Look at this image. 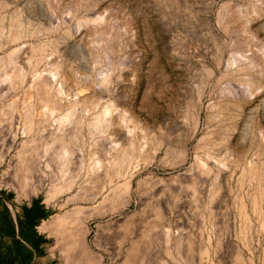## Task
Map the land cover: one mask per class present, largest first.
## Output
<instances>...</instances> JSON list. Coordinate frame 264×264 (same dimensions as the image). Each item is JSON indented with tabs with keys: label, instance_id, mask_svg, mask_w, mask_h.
Segmentation results:
<instances>
[{
	"label": "rangeland",
	"instance_id": "374dc122",
	"mask_svg": "<svg viewBox=\"0 0 264 264\" xmlns=\"http://www.w3.org/2000/svg\"><path fill=\"white\" fill-rule=\"evenodd\" d=\"M0 214V264H67L76 219L102 264H264V0H0Z\"/></svg>",
	"mask_w": 264,
	"mask_h": 264
},
{
	"label": "bare ground",
	"instance_id": "6f19581e",
	"mask_svg": "<svg viewBox=\"0 0 264 264\" xmlns=\"http://www.w3.org/2000/svg\"><path fill=\"white\" fill-rule=\"evenodd\" d=\"M256 11L254 10L253 13H255ZM257 13V12H256ZM255 13V14H256ZM244 14V15H243ZM250 14V15H249ZM226 15V14H225ZM230 18H229V22H233V21H237V19L241 20L242 18H244V22L246 24V21H248V23H251V16H252V13H243V12H232L230 14ZM244 16V17H243ZM91 23V22H90ZM243 26V25H242ZM96 29H93L92 28V31L93 33H96L97 35L98 34H103L106 32L105 30V27L102 26L100 28H97L95 27ZM99 37V36H98ZM23 48V47H22ZM18 52V50H17ZM16 51L15 52H12L10 55H9V58L8 59H5V63H10L12 65H15V69H13V73L11 75H8L7 72H1V78L3 79V84H8L10 86H14V85H18L19 83L23 82V80L25 79V73L23 72L22 68H19L17 65H16ZM6 56V55H5ZM3 62V61H2ZM2 64V63H1ZM229 64V63H228ZM11 65V67H12ZM230 65H231V69L233 68H237L238 67V63H237V59H234V57L231 59L230 61ZM229 65V66H230ZM6 66V65H5ZM228 66V65H227ZM243 66V65H242ZM3 67V66H2ZM229 68V67H228ZM5 69V67H4ZM8 70V68H6ZM52 69V68H51ZM229 70V69H228ZM4 71V70H3ZM53 73V72H52ZM52 77L55 79L56 77V74H52ZM42 77H39L37 80L39 81H42L41 80ZM2 83V82H1ZM46 85V86H45ZM44 87L46 88V93H48L47 95L49 97H53L54 99H58L59 101L60 100H68V103L70 105V107L67 109V114L65 112V114L67 116H64V117H61V118H58L56 120V127L53 128L54 131H53V134L52 136H58V135H61V137L59 139H63V135H65V130H66V126H65V121H67L68 119V116L70 113L73 112L74 110V106L75 104L78 102L77 98H69L68 99V96L66 95L63 87L60 85L59 87H56V84L52 86H48L47 84H45ZM247 90V89H246ZM250 92V91H249ZM251 95V94H250ZM78 97V96H77ZM109 102V101H108ZM106 103V102H105ZM107 104V103H106ZM113 105V104H112ZM111 106V105H110ZM52 107V106H51ZM50 112V116H49V119L52 120V118L54 119L55 116L58 114V107L57 105H54L52 108H47ZM48 113V112H47ZM115 113V111L113 112L112 109L108 108H105L104 111H102V114L100 115V117L98 118V123L97 125H94V126H91L90 125V129L91 130V133L94 134L97 130L101 131L102 133H108V131L114 126V119H113V116L112 114ZM63 114V113H62ZM100 114V113H99ZM95 120V119H94ZM97 120V119H96ZM54 121V120H53ZM69 121V120H68ZM125 120H123L124 122ZM126 122V121H125ZM72 124V123H71ZM88 124V123H87ZM91 124V123H90ZM83 125V124H82ZM86 125V124H85ZM28 131H32L33 130V122L31 120V118L28 120ZM85 133V132H84ZM88 134V133H87ZM27 135V134H26ZM59 137V136H58ZM92 138V137H91ZM85 141V140H84ZM97 143V142H96ZM86 145V144H85ZM28 147V146H27ZM49 149V148H48ZM65 149H67V147L65 146ZM79 151V150H78ZM65 152L68 153V150ZM79 153H82V152H79ZM98 163L97 164H100L101 162L100 161H97ZM129 189H130V183L128 182L126 184V194L129 193ZM129 200V199H128ZM78 222L77 223V226H76V230H77V233H76V239H74V242L72 243L73 246L77 247V252H76V255L73 253V254H70L69 257L67 258V264H102V256L99 255L98 253H95L92 249V246L89 245L88 243V239H87V236H88V230L87 228H83V225H82V222H81V219H76V220H68L67 222H64L63 224H67L68 222ZM82 225V227H81ZM67 241H70V240H67Z\"/></svg>",
	"mask_w": 264,
	"mask_h": 264
},
{
	"label": "trees",
	"instance_id": "16d2710c",
	"mask_svg": "<svg viewBox=\"0 0 264 264\" xmlns=\"http://www.w3.org/2000/svg\"><path fill=\"white\" fill-rule=\"evenodd\" d=\"M0 231L3 235H12L11 224L5 219V214H0Z\"/></svg>",
	"mask_w": 264,
	"mask_h": 264
}]
</instances>
